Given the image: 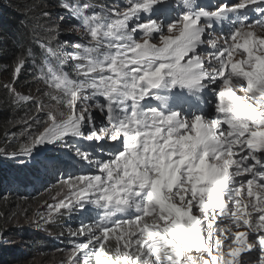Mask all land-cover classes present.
I'll use <instances>...</instances> for the list:
<instances>
[{"label":"snow or ice","instance_id":"snow-or-ice-1","mask_svg":"<svg viewBox=\"0 0 264 264\" xmlns=\"http://www.w3.org/2000/svg\"><path fill=\"white\" fill-rule=\"evenodd\" d=\"M60 7L83 31L63 55L58 28L38 45L55 105L5 85L36 105L21 123L39 130L0 158L16 182L60 177L66 192L38 228L54 213L99 210L69 229L86 239L66 264H264V0H183L175 17V0ZM29 60L31 50L16 58L14 79Z\"/></svg>","mask_w":264,"mask_h":264},{"label":"trees","instance_id":"trees-1","mask_svg":"<svg viewBox=\"0 0 264 264\" xmlns=\"http://www.w3.org/2000/svg\"><path fill=\"white\" fill-rule=\"evenodd\" d=\"M88 2L95 5L97 0ZM60 3L61 0H0V149L18 150L25 143L29 133L39 130L38 126L33 124L31 129L26 131L27 125L21 123L37 114L36 105L32 102H14L5 85L14 86L17 92L34 98L36 94L38 99H46L45 102L50 104L49 97L41 93L45 91L38 88L42 83L38 78L39 68L45 63L43 49L38 45L41 41L51 39L49 29H57L59 20L62 27H58V40H52L54 49L63 55L70 49L62 51L61 44L64 41L78 40L64 32L65 29L80 27L78 20L61 8ZM46 12L49 13L48 16L44 15ZM41 19L44 23L39 27L37 24ZM28 50L33 52L36 65L32 67L29 60L19 73V78L14 80L13 68L16 58L22 53L26 54ZM51 59L59 62L57 57ZM4 77L8 78L6 83L2 80ZM26 82H32L33 86L28 84L26 87ZM28 86L30 88L27 91ZM85 173L97 174L94 168ZM13 174V163L0 158V178L8 179L5 185L0 182V264H30L31 261V264H65L71 247L68 227L76 226L85 220L95 221L99 210L93 208L91 217L80 212L72 215L64 213L62 216L54 213L50 224L38 228L37 221L48 213V209L46 214L35 209L42 200L51 195L53 199L49 201L50 204L61 197L60 177L52 173L33 183L20 182V186L15 187L9 186L18 185L10 180ZM36 183L38 185H35ZM29 184L32 185V191H27ZM73 240H80V237ZM37 253L42 254L44 259L35 257Z\"/></svg>","mask_w":264,"mask_h":264},{"label":"clouds","instance_id":"clouds-1","mask_svg":"<svg viewBox=\"0 0 264 264\" xmlns=\"http://www.w3.org/2000/svg\"><path fill=\"white\" fill-rule=\"evenodd\" d=\"M99 1V0H98ZM102 5H111V6H114V7H119V6H121L122 4L118 1V2H116L115 0H103V2H102V4L101 5H99V4H97V8H96V10H98L99 9V7L100 6H102ZM123 10V9H122ZM56 26H57V28L58 27H62V24H61V21L59 20L58 21V23L56 24ZM67 30H69V29H67ZM72 30H74V31H76V34H74L73 35V38L74 39H78L79 40V38L81 37V35H82V29L80 28V29H72ZM62 45V44H61ZM73 75H74V73H73ZM15 80V79H14ZM43 86H46L44 83H40V87H38L39 89H41V90H43L42 88H43ZM43 91H49V89L46 87V89H44ZM239 94V93H238ZM35 100H37V101H40V102H43V104H45V105H49V104H47L45 101H42L41 99H38L37 97L35 98ZM51 103H54L55 104V101H51ZM50 103V104H51ZM88 169H84L83 171L85 172V171H87ZM60 196L62 197L64 194H65V192H66V189H64V188H61L60 189ZM53 199V196L51 195L49 198L47 197V199H45V200H42L39 204H41L40 205V207H37L35 210L36 211H39V212H42V213H44V214H46V212H47V209H48V205L50 204V202L49 201H51ZM82 222V221H81ZM95 221L94 220H85V221H83V223H85V224H88V223H94ZM80 226V224H78V225H76V226H69L68 227V229H72V230H76L78 227ZM76 238V237H75ZM74 239V237H71V247H70V249H69V255L67 256V258H66V260H65V264H66V261L68 260V258H69V256H70V254H71V250H72V248H73V245H74V243H80V242H83L86 238L85 237H83V236H81L80 237V240H73ZM83 239V240H82Z\"/></svg>","mask_w":264,"mask_h":264},{"label":"bare ground","instance_id":"bare-ground-1","mask_svg":"<svg viewBox=\"0 0 264 264\" xmlns=\"http://www.w3.org/2000/svg\"><path fill=\"white\" fill-rule=\"evenodd\" d=\"M33 22H34V20H33ZM43 20L41 19L39 22H38V26L39 27H41L42 25H43ZM69 23V22H68ZM36 24V23H35ZM35 24H34V26H35ZM38 26H37V28H38ZM36 28V27H35ZM50 30V29H49ZM49 30H47L48 32H49ZM64 32L65 33H67V34H70V35H74V34H76V31H74V30H67V29H65L64 30ZM22 84V83H21ZM20 84V85H21ZM28 84H30V85H32L33 86V84H32V82H26V87H27V85ZM29 88H30V86H28V88H27V91L29 90ZM1 179V181L0 182H4V185H5V183L7 182V177H6V179L5 178H0ZM11 181H13L12 179H10ZM15 183L14 184H18V185H9V186H15V187H19L20 186V182H16V181H14ZM12 183V182H11ZM35 185H38V183H36ZM28 187H29V190H27V191H32V185L31 184H29L28 185ZM40 205L41 204H39V206L38 207H40ZM96 217V216H95ZM97 217H98V215H97ZM92 218H93V216H92ZM96 219H98V218H96ZM95 219V220H96ZM83 223V221L82 222H80V225ZM85 224V223H84ZM35 257H38V258H41V259H44V257H43V255L42 254H40V253H37V254H35ZM32 263V261L30 262V264Z\"/></svg>","mask_w":264,"mask_h":264},{"label":"rangeland","instance_id":"rangeland-1","mask_svg":"<svg viewBox=\"0 0 264 264\" xmlns=\"http://www.w3.org/2000/svg\"><path fill=\"white\" fill-rule=\"evenodd\" d=\"M116 2H118L117 0H115ZM206 1V0H205ZM182 2H183V0H181V3H180V5L182 4ZM219 2V1H218ZM217 2V3H218ZM215 4V3H214ZM121 6H123V5H121ZM121 10H122V8H121ZM227 25H228V27L230 28V27H232L233 26V22H232V20L231 19H229V21L227 22ZM2 80L6 83L7 81H8V78H6V77H4V78H2ZM46 87L47 86H43V90L44 89H46ZM39 92H41V91H39ZM42 94H44L43 92H41ZM35 97H37V95L35 94ZM42 101H46V99H41ZM51 105H55L54 103H51ZM57 108H59L60 106H56ZM61 110H63V109H61Z\"/></svg>","mask_w":264,"mask_h":264}]
</instances>
